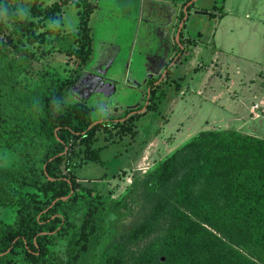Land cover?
<instances>
[{
  "label": "rangeland",
  "instance_id": "1",
  "mask_svg": "<svg viewBox=\"0 0 264 264\" xmlns=\"http://www.w3.org/2000/svg\"><path fill=\"white\" fill-rule=\"evenodd\" d=\"M88 1L92 43L86 63L79 66L55 47L57 36L70 34L71 39L77 31V3L43 0L41 15L33 19L32 37L19 53L32 59V66L19 75L15 89H4V100L30 103L42 84L71 76L75 85L64 96V105L84 100L97 120L111 115L124 124L99 129L93 147L103 150V161L74 171L101 199L119 205L104 216L106 233L93 251V261L85 264H100L101 253L113 247L121 252L120 264H137L141 256L158 250L168 226L164 217L151 223L148 235L136 241L128 238L149 220L151 206L143 199L141 181L150 171L201 131H236L264 139V0H226L223 8L222 0H200L193 9L204 8L214 17L196 10L184 14L183 54L161 81L156 74L170 49L171 27L173 42L179 12L189 0ZM201 45L207 55H200ZM215 46L216 59L211 54ZM11 56L18 61V53ZM149 75L156 77L147 84L152 90L145 110L129 122L120 120L146 102L143 91L148 94L144 82ZM131 84L140 86L133 89ZM92 87L85 98L83 92ZM83 150L75 142L69 161L82 160ZM13 160L0 140V167ZM14 216V207L0 208V220L11 223ZM65 245L60 241L54 250L62 254Z\"/></svg>",
  "mask_w": 264,
  "mask_h": 264
},
{
  "label": "trees",
  "instance_id": "2",
  "mask_svg": "<svg viewBox=\"0 0 264 264\" xmlns=\"http://www.w3.org/2000/svg\"><path fill=\"white\" fill-rule=\"evenodd\" d=\"M42 1L0 0V140L14 154L10 166L0 167V208H15L11 223L0 220V264H85L106 233L104 216L119 205L79 182L74 169L100 164L97 131L124 124L97 120L83 101L64 105L75 85L71 76L42 84L30 103L5 102L4 89H15L32 66L19 53ZM72 1L80 8L77 31L71 39L57 36L55 47L82 67L91 51L92 7L88 0ZM75 142L84 147L77 163L69 161ZM141 187L150 216L129 240L148 235L151 223L164 217L168 226L158 250L137 264H264V139L201 131L150 171ZM60 241H66L62 254L54 250ZM120 259L113 247L99 262Z\"/></svg>",
  "mask_w": 264,
  "mask_h": 264
},
{
  "label": "flooded vegetation",
  "instance_id": "3",
  "mask_svg": "<svg viewBox=\"0 0 264 264\" xmlns=\"http://www.w3.org/2000/svg\"><path fill=\"white\" fill-rule=\"evenodd\" d=\"M158 2H161L160 0H157ZM165 3V2H163ZM192 3V4H191ZM200 3V0H189L188 2H186L182 8V10L184 9V13L183 11L181 10L179 12V15L180 16V20L178 21V25H177V29H176V32L174 34V38H173V42L172 40H170V34H171V31L174 30L173 27L174 25L171 27V30H170V33H169V39H168V42L170 43V49L169 51L163 55L162 57V63H161V68L160 70L157 71V81H161L163 79L164 76H170L171 75V72H172V68L174 66H176L177 62L180 60L181 58V55L183 54V51H184V45L182 44V40H183V36H182V27H183V24H184V14L188 11V10H196L195 11V14H200V15H208L211 17V13H208L206 11H209V10H206L204 8H201V9H198V8H195L193 9V7L197 4ZM191 4V5H190ZM215 8V7H213ZM197 10H201V11H197ZM203 11H205L206 13H204ZM213 11V9H212ZM210 14V15H209ZM175 35H176V38H175ZM175 39H176V42H175ZM186 39V38H185ZM172 42V43H171ZM197 47V46H196ZM177 48V50L174 51L173 53V56H172V51ZM171 55V56H170ZM156 76H148L147 79L145 80L144 82V86H146L148 88V94H146L145 90L143 91L144 92V95H146V102L140 107V108H136V109H132L131 111H128V113L120 120H124V119H129L130 117H133L135 116L134 114H137L138 112L142 111V110H145L146 106H147V103L150 99V93H151V86H147L148 82L151 81V79L155 78ZM96 80H101L98 76L96 77ZM89 86V85H88ZM140 85L138 84H131L129 85V87L133 88V89H136V88H139ZM91 90H93V87L92 89L91 88H88L86 90V92H83V96L86 98L88 92H90ZM81 101V100H80ZM83 102H85L83 100ZM139 109V110H137ZM124 112V111H123ZM113 115V114H112ZM101 119H105L106 121H109V122H116L117 119H114V118H111V115L107 116V117H104V118H101ZM102 121V120H100Z\"/></svg>",
  "mask_w": 264,
  "mask_h": 264
},
{
  "label": "crops",
  "instance_id": "4",
  "mask_svg": "<svg viewBox=\"0 0 264 264\" xmlns=\"http://www.w3.org/2000/svg\"><path fill=\"white\" fill-rule=\"evenodd\" d=\"M225 2H226V0H222V8L224 7V4H225ZM213 7H215L216 8V6L215 5H213L212 6V9H213V11L215 10V8H213ZM212 14V13H211ZM211 17H214V15L212 14V16ZM202 46V45H201ZM205 47V46H204ZM203 46L202 47H198V49H200V55H202V56H204V55H207V53H208V49L207 48H204ZM217 50H219V49H217L216 48V46H215V51L213 52V53H211V54H213V57L216 59L217 58V54H219V51H217ZM220 51H223L222 49L220 50ZM210 54V53H209ZM233 69V68H232Z\"/></svg>",
  "mask_w": 264,
  "mask_h": 264
},
{
  "label": "water",
  "instance_id": "5",
  "mask_svg": "<svg viewBox=\"0 0 264 264\" xmlns=\"http://www.w3.org/2000/svg\"><path fill=\"white\" fill-rule=\"evenodd\" d=\"M99 121L94 122L88 129H91L94 125H96Z\"/></svg>",
  "mask_w": 264,
  "mask_h": 264
}]
</instances>
